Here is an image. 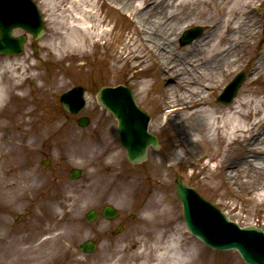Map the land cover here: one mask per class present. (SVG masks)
<instances>
[{
	"label": "rangeland",
	"instance_id": "374dc122",
	"mask_svg": "<svg viewBox=\"0 0 264 264\" xmlns=\"http://www.w3.org/2000/svg\"><path fill=\"white\" fill-rule=\"evenodd\" d=\"M34 1L44 19L45 34L35 41L26 34L21 55L0 56V68L6 62L22 63L23 72L20 86H10L0 103L5 125L0 130V264H56L64 260L65 264H109L121 256L127 258L138 245L150 250L154 231L147 228L146 217L163 210L164 218H156L168 219L164 241L180 234L179 250H197L187 264H244L237 252L213 251L189 233L174 180L180 176L240 226L264 229V179L256 178L262 187L255 188L238 185L224 175L225 164L240 157V142L211 143L207 131L195 135L194 142L181 136V116L169 113L161 93V57L156 50L167 46L164 40L152 47L132 10L121 9L111 0H86L85 6L70 0ZM92 3L95 15L91 17L87 10ZM219 4L218 0L207 5L202 17L182 22L180 31L168 35L176 53L184 56L195 41L180 45L185 29L201 26L203 35L212 17L221 18ZM257 4L259 25L244 46L247 55L256 53L264 37V0ZM82 8L86 14L81 21L89 30L76 37L68 28L75 24L73 17L82 15ZM100 32L102 35L96 36ZM13 34L25 33L18 29ZM67 37L76 38L78 43L67 44ZM239 72L245 73V80L233 103L246 87L249 69L245 61L236 63L219 85L207 91L206 99L218 107L230 105L216 99ZM9 76L0 75L1 86L9 87ZM142 82L150 83L142 90ZM119 84L132 90L139 108L151 117L148 131L158 138L159 149L148 147L147 160L140 165L127 161L117 138L116 121L96 101L99 87ZM74 86L85 89L86 107L77 116L65 113L58 102L60 94ZM252 87L263 88L264 76ZM80 115L90 118L85 128L75 122ZM42 159H49L48 167L41 165ZM72 167L82 169L80 179L68 178ZM152 200L156 202L154 209L147 207ZM106 204L119 211L115 221L100 217L92 224L86 221L87 211H99ZM16 216L18 222L14 221ZM118 225L124 229L114 233ZM86 239L97 243L93 254L78 250ZM135 241L139 243L136 247ZM175 264L181 263L176 260Z\"/></svg>",
	"mask_w": 264,
	"mask_h": 264
},
{
	"label": "bare ground",
	"instance_id": "6f19581e",
	"mask_svg": "<svg viewBox=\"0 0 264 264\" xmlns=\"http://www.w3.org/2000/svg\"><path fill=\"white\" fill-rule=\"evenodd\" d=\"M65 0H59L63 2ZM218 0H111L121 9L128 8L142 26V34L147 42L156 46L163 39L167 44L161 51L156 50L161 60L158 74L163 79L162 97L166 109L172 116H181L178 129L186 141L194 142V136L207 131L211 143L230 144L240 142L239 156L229 160L224 166V175L232 178L242 186L260 188L256 178L264 179V87L253 88V83L264 76V37L256 53L247 55L244 46L256 34L258 20L255 14L259 0H219L217 12L222 14L220 19L213 17L205 34L197 38L182 56L170 46L171 38L183 27L182 22L197 20L205 13L203 8ZM70 3L85 6L86 0H70ZM43 4V3H42ZM91 10L87 13L95 15ZM71 5L66 11L70 12ZM202 7V8H201ZM201 8V9H200ZM82 15H76L75 24L69 26L73 36L87 34L88 26L83 23L85 9ZM209 13V12H208ZM83 20V21H81ZM81 23L78 24V22ZM209 23V22H208ZM264 32V22L262 27ZM103 32L96 34L101 36ZM93 36V35H92ZM261 41V39H260ZM259 41V42H260ZM78 43V40L67 37V44ZM49 46L53 47L52 43ZM186 50V49H184ZM181 55V57H180ZM168 62H166L165 60ZM245 61L249 69L246 87L235 98L233 103L218 107L209 102L205 94L215 88L221 79L230 74L236 63ZM22 63L6 62L0 68V75L10 74L7 86L0 85V103L10 86H20V71ZM18 71V73H17ZM0 117V130L5 125ZM2 122V123H1ZM3 138V136H0ZM182 146L183 143H180ZM156 202L152 200L147 207L154 209ZM165 210L159 215L146 217L147 228L154 231L151 249L138 245L137 251L130 253L127 258L122 256L109 264H187L188 257L196 253L195 247L184 252L178 249L180 234L171 235L164 241ZM158 215V216H157ZM157 217V218H156ZM139 244L137 241L134 245Z\"/></svg>",
	"mask_w": 264,
	"mask_h": 264
},
{
	"label": "water",
	"instance_id": "95a60500",
	"mask_svg": "<svg viewBox=\"0 0 264 264\" xmlns=\"http://www.w3.org/2000/svg\"><path fill=\"white\" fill-rule=\"evenodd\" d=\"M22 28L31 33L34 39L42 35V21L30 0H0V55L22 52L24 36L13 37L12 30ZM200 29L191 32L189 42L199 36ZM243 79L237 76L226 88L218 101L229 102ZM97 101L109 110L118 121V134L121 144L126 149L131 163L146 160V148H157L156 137L147 133V117L136 108L131 91L125 86L102 88L97 93ZM66 111L77 114L84 107L83 89L73 88L60 97ZM88 119L80 118L78 124L86 125ZM46 165L45 163H43ZM81 172L72 170L70 177L78 178ZM176 192L183 205V217L190 231L199 236L209 247L219 250L237 249L247 264H264V233L257 227L240 229L235 223L200 198L191 188L186 187L179 178L176 179ZM104 215L115 216V211L106 207ZM87 218H95V212H89ZM84 252H92L94 245L86 242L81 245Z\"/></svg>",
	"mask_w": 264,
	"mask_h": 264
},
{
	"label": "clouds",
	"instance_id": "9594fccd",
	"mask_svg": "<svg viewBox=\"0 0 264 264\" xmlns=\"http://www.w3.org/2000/svg\"><path fill=\"white\" fill-rule=\"evenodd\" d=\"M148 83L150 82H142L140 85L141 89L143 90L144 88H146L148 86Z\"/></svg>",
	"mask_w": 264,
	"mask_h": 264
}]
</instances>
